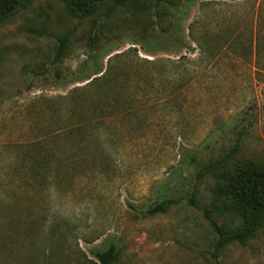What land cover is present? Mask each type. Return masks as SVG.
<instances>
[{
  "label": "rangeland",
  "instance_id": "obj_1",
  "mask_svg": "<svg viewBox=\"0 0 264 264\" xmlns=\"http://www.w3.org/2000/svg\"><path fill=\"white\" fill-rule=\"evenodd\" d=\"M136 1L0 11V264H264V0Z\"/></svg>",
  "mask_w": 264,
  "mask_h": 264
},
{
  "label": "trees",
  "instance_id": "obj_2",
  "mask_svg": "<svg viewBox=\"0 0 264 264\" xmlns=\"http://www.w3.org/2000/svg\"><path fill=\"white\" fill-rule=\"evenodd\" d=\"M19 1H21V0H0V11L1 12L13 11L16 8V6L18 5ZM127 1H136V0H117V3L122 4V5H126L125 3H127ZM156 1L165 2V1H169V0H156ZM63 2L65 4L67 10L69 11V13L72 16L77 17V18H85L93 12L94 5L97 2V0H63ZM186 12H187V10H186ZM57 42H58V44H57V47L55 50L54 63L61 62L66 57L67 50H68V47L70 44V38H69V36H66V37L61 36V37L57 38ZM146 45L148 47H153L152 46L153 44H151V42H149V41L146 42ZM108 51H110V49L104 51L103 56H105ZM103 73H104L103 69L100 68V66L98 65L97 67H95V69L92 72L84 73L83 76H81L78 81L91 80L93 77H96V78H93L94 82H96L97 79H99V81L100 80L103 81L105 78V74H103ZM101 74H103V75L97 77L98 75H101ZM93 84L89 85L88 88H90L91 86L92 87L95 86ZM102 84L96 85V89H99V87ZM85 90H87V87L82 89L81 91H85ZM96 98H100V97H96ZM92 102L95 103V109H97V110L102 111V107L103 108L105 107V104L102 103V101L92 100ZM85 105L86 104L79 102L78 106L75 107L73 114L81 113L82 111H84L85 108H87V107H85ZM83 129L84 128L79 127V128L74 129V130H71L69 135L70 136L74 135V132L80 133ZM188 202L190 204H192L198 210L202 211L204 218L207 220V222H209L210 226L212 227L213 231L216 234L217 239H216V242L214 245V253H213L215 258L218 257L219 252L228 243L237 242V241L238 242H246L249 239L253 238L255 236V234L257 233V230L259 227L258 222L249 223L244 228H241V229H238L235 231H228V230L224 229L217 222V220H215L213 218V216L211 215L209 210L201 208L195 193H192L189 196ZM173 203H176L175 199H173V198L165 199V200L157 203L156 205L152 206L151 208H149L145 212V214L146 215H154L156 213L161 212L167 206H169ZM117 254H118L117 247L113 244H110L105 250H98V251L93 252V256L99 262V264H115L116 259H117Z\"/></svg>",
  "mask_w": 264,
  "mask_h": 264
}]
</instances>
